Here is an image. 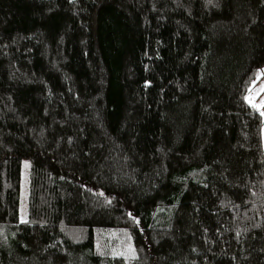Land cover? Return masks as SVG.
Returning a JSON list of instances; mask_svg holds the SVG:
<instances>
[{
	"label": "trees",
	"instance_id": "1",
	"mask_svg": "<svg viewBox=\"0 0 264 264\" xmlns=\"http://www.w3.org/2000/svg\"><path fill=\"white\" fill-rule=\"evenodd\" d=\"M263 70L264 0H0V264H264Z\"/></svg>",
	"mask_w": 264,
	"mask_h": 264
},
{
	"label": "rangeland",
	"instance_id": "2",
	"mask_svg": "<svg viewBox=\"0 0 264 264\" xmlns=\"http://www.w3.org/2000/svg\"><path fill=\"white\" fill-rule=\"evenodd\" d=\"M261 79L253 86L249 95L247 96L248 101L254 105L264 117V70L261 72ZM262 140L264 143V126L262 132ZM28 172H29V160H23V187L21 193V202H20V210H21V219H25L27 217V191H28Z\"/></svg>",
	"mask_w": 264,
	"mask_h": 264
}]
</instances>
